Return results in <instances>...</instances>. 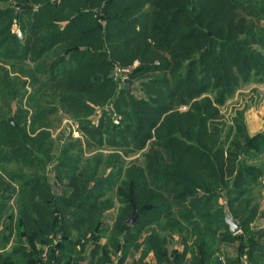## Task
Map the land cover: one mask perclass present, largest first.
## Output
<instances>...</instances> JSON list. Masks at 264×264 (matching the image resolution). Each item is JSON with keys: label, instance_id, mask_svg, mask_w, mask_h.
<instances>
[{"label": "trees", "instance_id": "obj_1", "mask_svg": "<svg viewBox=\"0 0 264 264\" xmlns=\"http://www.w3.org/2000/svg\"><path fill=\"white\" fill-rule=\"evenodd\" d=\"M217 2L0 0V264H42L37 244L49 246L47 264H84L90 243L86 264H124L141 247L140 264L150 252L164 264L175 236L184 250L173 251L174 264H224L215 256L220 244L237 240V258L225 264L253 255L264 261V230L251 229L264 131L251 136L239 112L227 148L214 105L264 81L256 47L264 49V0ZM136 61L118 90L115 67ZM181 106L190 109L178 112ZM59 109L100 152L82 161L81 142L68 144L55 166V195L44 118ZM149 142L142 163L124 160ZM12 163L18 171L7 170ZM225 204L241 228L236 235ZM112 209L114 218L106 216Z\"/></svg>", "mask_w": 264, "mask_h": 264}, {"label": "rangeland", "instance_id": "obj_2", "mask_svg": "<svg viewBox=\"0 0 264 264\" xmlns=\"http://www.w3.org/2000/svg\"><path fill=\"white\" fill-rule=\"evenodd\" d=\"M217 1L219 0H216V3H218ZM232 1L237 5L239 3V0H232ZM247 12L248 10L242 11V14L245 15ZM261 26L264 27V20L261 22L260 27ZM16 29H19V27L17 24H14L13 32L18 36V34L16 33ZM256 47L258 50H260L264 54V49H262L259 46H256ZM138 65H139V61H136L133 66L129 67V69L133 70ZM118 67H121V66L117 65L115 67L114 74ZM114 77L119 83L118 90L122 88V85L124 84V82H126V80L127 81L129 80L128 77L127 79H122L121 77H117V76H114ZM120 82H122V84ZM133 86L134 85L132 84L130 87L132 88ZM133 93L138 98L143 97V94L141 93L139 89H137V87ZM214 105L219 110L218 127L220 129L221 140L226 141L228 137L227 144H226L227 148L231 140L234 138V135L236 132L235 131L236 129L234 127L235 120L239 112L243 113L244 120L247 125L246 127L248 130V133L251 136L254 133H256L258 130H264V81L249 82L247 85L241 87V89L237 91L236 95L233 98L229 99L225 104L217 105L214 103ZM12 108L14 111L16 110L15 103L12 105ZM189 109H190L189 106H181L180 108L177 109V111L184 113V112H187ZM98 113L99 112H96V115ZM90 119L92 121L93 120L96 121L97 117L93 118L92 116V118L90 117ZM44 122L49 123V126H46L44 130L50 132L51 139L54 141L52 151L50 152V156L52 158L47 160L48 164L46 168V174L52 184V187L53 186L56 187L59 193V189L61 185L58 183V180L56 179L57 171L55 169V166L57 165L58 158L62 155L64 148L70 143L74 144V142L80 141L81 144L78 148L82 149V156H83L81 159L82 161L92 159L93 155L96 152H100V150L97 148H93V147L89 150L88 146L85 143V136L80 129L79 123L74 121V119L70 115L66 114L62 110L59 109L57 112L49 113L44 118ZM28 124L29 125L27 127V130L30 136L33 137L35 136V134L33 133L32 128L30 126L31 125L30 120L28 121ZM151 146L152 144L149 142L144 147L143 150H141L140 152L136 154L127 156V158L124 160H127V162H130V161L134 162L138 160V163H142L144 161V157L146 153L149 151ZM108 152L109 151L107 150H103V153L107 154ZM72 154H77V146H76V149L72 151ZM6 168L7 170H10V171L19 170V166L16 163L9 164L6 166ZM25 172L28 174L31 173L28 170H25ZM263 194H264V183H263V186L260 185L254 190L256 202H258L259 204H262L264 202V197L261 196ZM224 200L226 202V199ZM116 212L117 211L115 209H112L111 211H109V213L106 214V216L107 215L111 217L113 216L114 218V216H116ZM0 230L3 231L4 229L1 227Z\"/></svg>", "mask_w": 264, "mask_h": 264}, {"label": "crops", "instance_id": "obj_3", "mask_svg": "<svg viewBox=\"0 0 264 264\" xmlns=\"http://www.w3.org/2000/svg\"><path fill=\"white\" fill-rule=\"evenodd\" d=\"M251 130V128H250ZM264 130H258L256 133H254L252 136L263 132ZM264 183V180H263ZM1 229V228H0ZM251 229L253 232H255L256 235H259L258 232L263 231L264 230V202L262 204H260V208H259V213L256 217V219L254 220V222L251 223ZM14 239L11 240V243L8 245L6 251H10L12 249V244H14ZM61 238L60 236H57L55 238L54 243L55 244H59L61 242ZM106 238H104L102 240V244L106 243ZM261 244H263L264 248V240H259ZM190 244V243H189ZM27 245V244H26ZM28 246V245H27ZM240 246V242L239 240L237 241H233V242H226L223 244H220V248L219 251L215 254V256L223 261V263H226V260H233L237 258V254H238V249ZM94 245L93 244H88L85 247V251H83L81 257L85 258L84 260H79V262L81 261L82 263L86 264L88 263V261L91 258L90 252L93 249ZM169 253L168 256H166L165 260L166 263L164 264H174L175 260L173 257V251L177 250L179 252H182L184 250V246L182 245L181 241H179V237L175 236L174 237V241L171 242L169 245ZM37 248H41L43 250L42 253V264H47V260H48V251H49V246L45 245V246H40L37 244ZM2 251H0L1 253ZM142 254H143V248L141 247L139 250H133L128 257L126 258V261L124 264H140V259L142 258ZM56 255L57 256H61V252L60 250H57L56 248ZM113 259H115V261H118V258L120 257V253L114 254ZM187 260L188 262H191L192 260V255L188 254L187 255ZM252 261H255L256 264H264V261H262L260 259V257L258 255H253L251 256V260H249L246 257H243L242 259H240V264H252ZM144 264H160V262L158 261V259L156 258L155 254L153 252L148 253V255L144 258Z\"/></svg>", "mask_w": 264, "mask_h": 264}, {"label": "water", "instance_id": "obj_4", "mask_svg": "<svg viewBox=\"0 0 264 264\" xmlns=\"http://www.w3.org/2000/svg\"><path fill=\"white\" fill-rule=\"evenodd\" d=\"M126 82H128V81L126 80ZM130 86H131V83L129 82V87ZM16 127H17V125H16ZM52 188H53V193L55 195H57L58 189L54 186ZM135 219H136V215L133 213L131 215L130 219L127 221V223L129 225H132L134 223ZM224 220H225V223L229 226V230H230L231 234L236 235V234L241 232V228L239 226L238 221L232 216V214L229 211V208L226 204L224 207Z\"/></svg>", "mask_w": 264, "mask_h": 264}, {"label": "built area", "instance_id": "obj_5", "mask_svg": "<svg viewBox=\"0 0 264 264\" xmlns=\"http://www.w3.org/2000/svg\"><path fill=\"white\" fill-rule=\"evenodd\" d=\"M16 33L18 34L19 38H22L23 34L19 29H16ZM129 68L125 67H118L115 72V76L121 77L122 79H127L128 74L130 73Z\"/></svg>", "mask_w": 264, "mask_h": 264}]
</instances>
